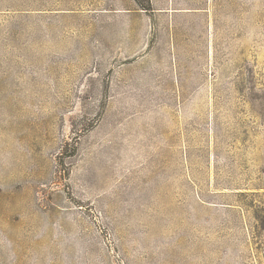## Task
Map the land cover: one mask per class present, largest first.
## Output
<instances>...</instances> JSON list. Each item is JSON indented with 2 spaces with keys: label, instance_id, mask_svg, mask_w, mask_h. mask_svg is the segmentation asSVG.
I'll use <instances>...</instances> for the list:
<instances>
[{
  "label": "rangeland",
  "instance_id": "rangeland-1",
  "mask_svg": "<svg viewBox=\"0 0 264 264\" xmlns=\"http://www.w3.org/2000/svg\"><path fill=\"white\" fill-rule=\"evenodd\" d=\"M0 264H264V0H0Z\"/></svg>",
  "mask_w": 264,
  "mask_h": 264
}]
</instances>
